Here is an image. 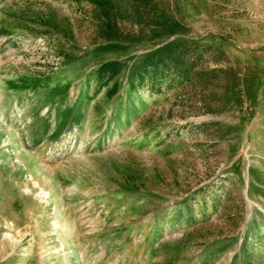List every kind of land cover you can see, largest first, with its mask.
I'll use <instances>...</instances> for the list:
<instances>
[{"label": "rangeland", "instance_id": "obj_1", "mask_svg": "<svg viewBox=\"0 0 264 264\" xmlns=\"http://www.w3.org/2000/svg\"><path fill=\"white\" fill-rule=\"evenodd\" d=\"M97 1L0 0V264H264V0Z\"/></svg>", "mask_w": 264, "mask_h": 264}, {"label": "trees", "instance_id": "obj_2", "mask_svg": "<svg viewBox=\"0 0 264 264\" xmlns=\"http://www.w3.org/2000/svg\"><path fill=\"white\" fill-rule=\"evenodd\" d=\"M101 1H97V2L100 3ZM155 58L156 56L149 55L147 56L145 61L140 65L138 73H139V78H140L141 83H144L146 78H148L149 80H152V78L156 76L155 73H157L160 67V64H159L160 62H162L163 64H166L164 61L165 59L164 57H161L158 60H156ZM176 63H179L178 58L176 60ZM120 69H121V65L118 61H109V62L102 64L99 68V71L103 75L109 74L108 78H111L115 74H117Z\"/></svg>", "mask_w": 264, "mask_h": 264}, {"label": "bare ground", "instance_id": "obj_3", "mask_svg": "<svg viewBox=\"0 0 264 264\" xmlns=\"http://www.w3.org/2000/svg\"><path fill=\"white\" fill-rule=\"evenodd\" d=\"M20 153H18L17 155H19Z\"/></svg>", "mask_w": 264, "mask_h": 264}]
</instances>
